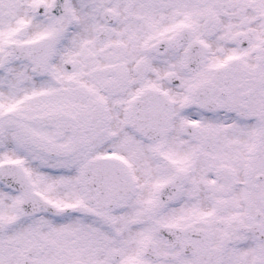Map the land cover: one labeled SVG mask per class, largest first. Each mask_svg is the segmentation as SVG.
Listing matches in <instances>:
<instances>
[{"label":"snow or ice","instance_id":"snow-or-ice-1","mask_svg":"<svg viewBox=\"0 0 264 264\" xmlns=\"http://www.w3.org/2000/svg\"><path fill=\"white\" fill-rule=\"evenodd\" d=\"M0 264H264V0H0Z\"/></svg>","mask_w":264,"mask_h":264}]
</instances>
